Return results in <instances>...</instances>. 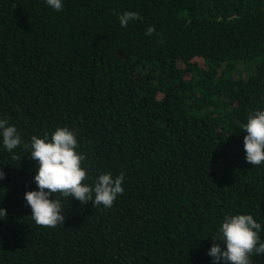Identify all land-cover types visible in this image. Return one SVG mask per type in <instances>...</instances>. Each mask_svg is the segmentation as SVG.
<instances>
[{
  "label": "trees",
  "instance_id": "obj_1",
  "mask_svg": "<svg viewBox=\"0 0 264 264\" xmlns=\"http://www.w3.org/2000/svg\"><path fill=\"white\" fill-rule=\"evenodd\" d=\"M62 5L0 0V119L23 143L67 127L85 183L123 173L124 192L111 208L57 194L65 224L38 226L24 195L39 165L0 136V264H213L237 214L264 242V162H246L242 131L264 110V0ZM125 12L140 19L121 27Z\"/></svg>",
  "mask_w": 264,
  "mask_h": 264
},
{
  "label": "clouds",
  "instance_id": "obj_2",
  "mask_svg": "<svg viewBox=\"0 0 264 264\" xmlns=\"http://www.w3.org/2000/svg\"><path fill=\"white\" fill-rule=\"evenodd\" d=\"M48 6L59 12L62 10V0H46ZM140 19L137 12H125L119 17L121 27H127L129 21ZM155 27L146 29V35L151 36ZM244 136V151L246 162L257 166L264 162V110L250 113L247 123L242 126ZM0 136L3 146L12 152L23 143L21 135L15 126L9 125L7 119H0ZM26 153L35 160L39 167L34 181L38 190L28 191L24 199L30 206L31 219L36 225L55 228L64 225L65 209L57 194L65 198H74L81 205L92 202L93 207L103 206L111 208L124 189L123 173L113 178L111 173L101 174L94 186L85 183L87 173L81 167L85 156L78 153L79 148L75 133L65 128H57L49 140L45 133L43 138L35 135L30 143H23ZM13 159H17L13 155ZM6 178V173L0 170V180ZM54 197L50 199V197ZM6 209L0 208V218H6ZM261 224L252 215L237 214L226 216L217 230L216 236L211 238L214 243L208 255L213 264H251L252 254H264V242H260L258 233Z\"/></svg>",
  "mask_w": 264,
  "mask_h": 264
}]
</instances>
